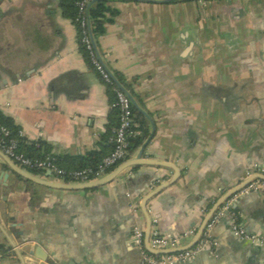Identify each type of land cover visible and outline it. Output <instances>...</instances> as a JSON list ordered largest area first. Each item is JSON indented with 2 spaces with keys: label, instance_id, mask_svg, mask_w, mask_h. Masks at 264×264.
<instances>
[{
  "label": "crops",
  "instance_id": "obj_1",
  "mask_svg": "<svg viewBox=\"0 0 264 264\" xmlns=\"http://www.w3.org/2000/svg\"><path fill=\"white\" fill-rule=\"evenodd\" d=\"M107 7L98 47L136 104L137 136L148 132L131 158L148 143L144 159L182 171L148 202L151 221L167 236L195 231L187 247L223 196L248 173L264 175V0H111ZM115 100L62 0L0 5V112L26 145L56 159L108 154ZM173 176L138 166L108 185L65 191L25 183L0 157V225L20 251L47 258L24 253L27 264H143L132 241L135 227L146 229L142 201ZM38 178L64 184L49 173ZM233 210L249 234L264 238V193L239 196ZM213 237L214 250L178 264H264V244L238 240L228 218ZM0 242L3 264H20L1 231Z\"/></svg>",
  "mask_w": 264,
  "mask_h": 264
},
{
  "label": "built area",
  "instance_id": "obj_2",
  "mask_svg": "<svg viewBox=\"0 0 264 264\" xmlns=\"http://www.w3.org/2000/svg\"><path fill=\"white\" fill-rule=\"evenodd\" d=\"M14 0H0V5L11 3ZM93 0H75L77 7V17L75 23L80 31V44L87 52L90 65L98 73L102 81L109 86L115 94L116 100L113 107L119 112V124L113 130L110 142L112 144V152L103 159V161L95 168L83 170L67 171L57 167L53 163L52 158L46 160H31L17 152V142L7 140L10 136L8 129L0 125V151H2L9 159L18 166L30 173L38 176H44L49 173L50 179L53 181L63 182L65 184H85L96 181L117 167V165L126 161L130 157L131 139L137 135L135 125L134 108L129 97L116 84L111 73L106 68L100 58L98 49L91 35L90 23L88 18V8ZM259 171L248 173V177L259 175ZM250 193H264V182L261 180L252 181L239 194L228 200L210 220L201 240L191 249L185 251H176L182 248L185 241H190L195 235V231L179 236H167L162 234L157 226L153 224L149 247L156 252L176 251L170 254L155 255L149 253L145 248V233L144 226H137L133 229L132 241L135 247L138 248L143 255V264H178L194 259L199 253L205 250H214L217 247V242L213 237L214 228L224 218H228L229 226L232 234L240 241L250 243L252 246H263L264 238L259 234H249L239 215L233 210V205L239 196L248 195ZM134 212L138 211L135 207ZM5 258L4 249L0 242V264H3Z\"/></svg>",
  "mask_w": 264,
  "mask_h": 264
},
{
  "label": "water",
  "instance_id": "obj_3",
  "mask_svg": "<svg viewBox=\"0 0 264 264\" xmlns=\"http://www.w3.org/2000/svg\"><path fill=\"white\" fill-rule=\"evenodd\" d=\"M101 0H93L92 3L90 4L89 7H91L93 4L99 2ZM137 1H141V2H152V3H159V4H171V3H177V2H183V1H200V0H137ZM90 23V21H89ZM90 30H91V35L92 38L94 40V43L98 49V52L100 54V58L102 60V62L104 63V59L102 57V54L100 52V49L98 47V43L92 33V27H91V23H90ZM105 64V63H104ZM106 66V64H105ZM106 68L108 69V67L106 66ZM108 71L111 73L113 79L115 80L116 84L119 86V88L125 92V94L129 97V99L131 100V103L133 105V107H136V104L132 98V96L125 90V88L120 84V82L118 81V79L116 78V76L108 69ZM148 143H146L145 145H143L140 153L134 157V158H129L126 161H124L123 163H121L119 166H117L112 172H110L109 174H107L106 176L90 182V183H85V184H56V183H51V182H47L44 181L40 178H38L36 175L30 173L27 170H24L23 168H21L20 166H18L16 163H14L11 159H9L2 151H0V157L3 161V169L5 168H9L10 171L12 173H14L17 177H19L22 181H24L25 183H31V184H35V185H39V186H43V187H48V188H52V189H58V190H65V191H85V190H92V189H96L105 185H108L112 182H114L117 178H119L122 174H124L127 170L130 169H134L138 166H149V167H159V168H168V169H172L174 171V176L167 182H164L163 184H161L155 191H153L152 193H150L149 195H147L141 204V210L144 213L145 217H146V233H145V248L149 253L155 254V255H159V254H170L176 251H185L188 249L193 248L202 238L204 231L206 229V226L208 225V223L210 222V220L214 217V215L216 214V212L228 201L230 200L232 197H234L235 195L239 194L244 188H246L252 181L254 180H261L264 182V175H256L254 177H252L249 181H247L246 183H244L243 185H241L238 189H235L234 191H231L230 193L226 194L225 196H223L218 203L215 205V207L213 208V210L210 212V214L208 215V217L206 218L204 225L202 226V228L199 230L197 236L195 237V239L193 240V242L188 245L187 247H182L179 248L176 251L170 250V251H164V252H156L153 251L152 249H150L149 247V240H150V234H151V230L153 227L149 212H148V208H147V204L148 202L156 197L159 193H161L162 191H164L165 189L171 187L172 185H174L175 183L178 182V180L181 178L182 176V171L174 164L172 163H168V162H162V161H155V160H146L143 158L144 156V152L146 150ZM9 178V174L7 175L6 173H4V179L8 180ZM0 231L1 233L6 237V239L9 241L14 253L16 254L20 264H27V262L25 261L24 258V253H28L29 255L36 257L39 260L42 261H47L46 257L43 256H37L36 253H33L32 251H27L26 249L24 251H20V249L10 240V238L8 237L7 233L5 232V230L3 229V227L0 225Z\"/></svg>",
  "mask_w": 264,
  "mask_h": 264
},
{
  "label": "trees",
  "instance_id": "obj_4",
  "mask_svg": "<svg viewBox=\"0 0 264 264\" xmlns=\"http://www.w3.org/2000/svg\"><path fill=\"white\" fill-rule=\"evenodd\" d=\"M110 1L111 0H101L88 8V18L91 23L92 33L96 41L98 37L103 35L105 32V24L108 21L106 19V14L110 10L107 7V4ZM62 7L64 9V14L70 17L73 20V23L76 25L75 18L77 17V7L75 4V0H62ZM112 15H116V13H113ZM76 27L78 29L79 41H80V31L77 25ZM80 48L89 63L87 52L84 50L81 44H80ZM109 89L112 90L110 87ZM114 111H115V115L118 118V115H119L118 110L114 108ZM134 114H135V109H134ZM118 124H119V120L117 122V125L113 127V129H111V133H110L111 137H112L113 130L118 127ZM0 125L8 129L10 132V136L7 138V140L8 141L14 140L17 142V145H18L17 152L18 153L24 155L26 158H29L31 160H46L47 158H52L53 163L57 167L67 170V171L83 170V169H88V168L95 169L103 161V159L112 152V148H113L111 144V151L108 154L102 155V156L100 153L94 152L88 155L86 158H81V159L70 158V157H67L64 159H56L51 154H49L47 151L41 152L40 149H38L37 146L34 144L26 145V141L24 140L20 129L14 125V122L12 121V119L4 116L1 112H0ZM147 137H148V132L143 131L142 135L140 136L136 135L135 137L131 139L130 157L140 146H142V144L144 143ZM114 169H112L111 171H113ZM4 255L5 256L7 255L6 251H4Z\"/></svg>",
  "mask_w": 264,
  "mask_h": 264
}]
</instances>
